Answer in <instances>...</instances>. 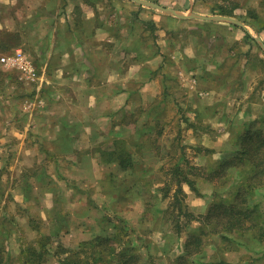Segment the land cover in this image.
I'll return each instance as SVG.
<instances>
[{"label":"crops","instance_id":"crops-1","mask_svg":"<svg viewBox=\"0 0 264 264\" xmlns=\"http://www.w3.org/2000/svg\"><path fill=\"white\" fill-rule=\"evenodd\" d=\"M147 1L175 5L184 14L224 15L213 12L212 3L200 9L205 0ZM243 8L226 16L242 20L246 28L231 21L164 15L134 0H0V34L13 36L6 46L0 39V48L23 49L40 65L44 79L40 108H22L15 115L0 109V185L7 186L0 190V264H18L22 249L38 242L46 227L66 228L56 240L65 245L90 238L84 221L94 193L85 181L107 186L116 171L98 147L129 141L132 153L134 146L151 151V141L141 142L147 139L141 117L132 123L128 117L135 113L131 100L141 97L152 98L149 114L160 92L159 78L173 80L180 70L181 81L192 85L188 99L206 123L193 142L214 158L226 150L232 158V148L247 130L264 136V48L256 40L264 42V25L253 23ZM186 29L190 37L179 43L181 52L171 42L156 41L158 34L175 30L184 36ZM193 73L196 78L190 80ZM130 81L136 87H129ZM196 123L201 126L200 119ZM29 131L38 133L39 156L29 155L28 141L34 142L27 141ZM186 192L190 208L205 213L207 201ZM255 201L263 205L264 188H258ZM263 234L245 232V244L238 242L234 253H220V258L234 263L245 255L250 259L244 264H264Z\"/></svg>","mask_w":264,"mask_h":264},{"label":"rangeland","instance_id":"rangeland-1","mask_svg":"<svg viewBox=\"0 0 264 264\" xmlns=\"http://www.w3.org/2000/svg\"><path fill=\"white\" fill-rule=\"evenodd\" d=\"M206 1L207 4L200 5V9L204 7L209 9L206 7L209 5L208 3H212L213 6L222 5L226 9L234 7V4L228 0H205V3ZM234 2L238 3L237 10L244 7L245 15L248 10V15H251L254 22H261L260 24L264 22V0H234ZM169 4L171 5V2L167 0V5ZM176 7L174 5L171 8L178 10ZM160 12L164 15H171ZM255 13L259 15L257 18L260 22L252 18ZM248 15L247 17H249ZM0 19L3 21V16ZM161 26H164V22L161 23ZM156 28L159 29L158 26ZM169 33L170 35H162V37L158 34L156 41L171 42L174 50L181 52L179 43L188 41L190 32L186 29L184 36H182V32L175 30ZM12 37L0 34V39L3 40L1 44L8 45ZM157 46L159 47V43ZM4 49L0 48V109H11L12 114L15 115V110L20 111L22 108H40V96H42L41 90L43 88L41 82L44 81L43 78H40L42 73L40 65L33 62L36 74L34 77L28 76L19 68L8 66L1 61L3 54L11 53V49L6 51ZM193 74V77L189 78L190 80L196 78V74ZM180 78V70L173 73V80L159 78L160 92L155 97L154 107L151 108L149 114H147L148 104L152 102V98L150 100L143 97L141 99L135 98L131 100L133 103L130 102L135 113L128 117L129 121L132 123L133 119L138 120V116L141 117L139 126L142 132L147 135V139L145 140L143 136L141 142L146 144L151 141L153 145L151 151L143 147L136 151L135 146L132 147L134 141H137L136 139L130 140V145L135 150V154L128 149L129 141H116L113 142L112 146H109L110 143L107 145L102 143L104 145L98 147V153L108 160L107 163H110V168H115L116 171L110 173V177L114 176L113 179L111 178L113 184L107 186L96 182L97 180H93L91 183L84 180L86 188L94 193L90 203L93 207L89 210V215L84 221L85 225L90 227V238L75 243V246L65 245L56 240L65 236L66 228L46 227L45 233L39 236L38 242L27 244L28 247L34 246L39 252L46 251L40 261H30L28 264H63V258L70 254V251L64 250L63 247L68 250H79L84 246L85 251L87 250L89 253L104 252L107 257L106 264H117V260L123 257L121 252L128 254L132 251L138 254L137 260L132 264H180L184 261L181 259L184 256L185 264H244V259H250L242 255L240 261L233 263L220 258V253L224 257L228 251L234 253V248L237 247L238 242L245 244L246 237L242 232H237V235L232 234L231 237L229 235L222 237L221 233L213 232L216 228L219 230L222 228V221L219 217H213L211 220L201 217L200 221H193L180 234L176 232L174 219L178 214L179 204L174 206L171 197L177 188L175 173L181 175V172L182 174L185 172L190 178L196 180L197 191L193 190L187 183L182 184L186 193L183 196V205L195 214L202 216L207 215L213 202L233 201L240 182L245 181L243 177L236 174L237 169H231L226 176H217L216 170L220 168L222 160L228 156V150L217 159L213 157L210 150L193 142V139H197L199 127L204 130L206 123L204 116L194 109L193 102L188 99L191 84L187 82V79L183 83ZM128 85L131 88L133 85L136 87V84L131 81L128 82ZM163 106L165 107L163 108ZM15 117L20 116L16 115ZM199 119L201 126L196 123ZM26 121L24 117L22 122ZM37 134L29 131L27 135V141L29 138L34 141L32 143L28 141L27 145L31 156H39L37 155L38 152L40 154L38 138L34 137ZM14 148L16 147H13L12 150H15ZM6 149L9 151V148ZM234 149L232 148V152ZM13 152L17 154L18 149ZM191 164L198 168L201 167V169L192 170ZM176 167L179 169L175 171ZM197 178H203L205 182L198 183ZM214 181L216 182L214 183ZM6 187V185L1 184L0 190ZM186 190L191 191V194L197 199L207 201L205 213H197L190 208V197ZM166 193L168 196L164 197ZM78 199L81 198L78 197ZM261 203L263 205L259 203V210L256 211L255 215L259 214L260 220L264 221V202ZM185 221L186 218L183 217L182 222ZM7 225L11 226L12 224L8 222ZM54 230L57 234L51 233ZM201 230L206 232L202 235L203 247H200V252L191 251L192 254L188 253L187 245L191 250L194 249L190 243L193 237L189 239L188 232L198 233ZM253 231L256 235L259 234L257 227L253 228ZM42 243H46V247H42ZM60 244L63 247H60ZM24 249L26 250L27 246L22 249L17 261L18 264H26L24 261L31 257V252H25ZM56 251L59 252L56 254L57 256H55ZM83 255L80 254L79 256ZM249 256L251 257V255ZM10 259L8 257L7 262H11ZM5 260L3 258V261ZM232 260H237V258Z\"/></svg>","mask_w":264,"mask_h":264},{"label":"trees","instance_id":"trees-1","mask_svg":"<svg viewBox=\"0 0 264 264\" xmlns=\"http://www.w3.org/2000/svg\"><path fill=\"white\" fill-rule=\"evenodd\" d=\"M232 3L234 4V7H231L230 9H226L222 5L214 6L213 12L216 11L215 13L219 14L234 15V10L238 6V3ZM257 17H259V15H257L256 13L254 14V16H252V18L260 22ZM251 21L253 23H256L253 21V19H251ZM260 23H256L258 27L260 25L261 27L264 25V22L262 24ZM247 38H250L248 34ZM232 153H234V156L232 158H229L228 155L222 160L220 168L216 170L217 176H226L231 171V169H237L236 174L238 176L240 175V177H243L245 181L240 182L241 184H239L235 192V199L233 201L213 202L208 210L207 215L205 216L195 214L183 205V196H185L186 193L183 190L182 184L187 183L193 190L197 191L196 180L190 178L185 172H183V174L181 172V175H179V173H175V176H177V188H175V191L171 197L173 199L172 204H174V206L179 204L178 214L174 219L176 221V232L178 234L186 230L187 226L190 225L193 221H200L201 217L210 220L213 217L221 218V230H219V228H216L213 232L221 233L222 237H225V235H229L228 233H230L231 235H237V232L245 233L249 230H253V228L255 227L259 229V234L262 235L264 233V221L260 220L259 214L255 215L256 211L259 210V203H256L255 195L258 193L259 187L264 188V136L257 130H247L238 137L236 147ZM178 169L179 167H176V169L174 170L176 171ZM191 169L198 170L201 169V167L198 168L196 165L191 164ZM215 182L216 181H214V183ZM166 195L168 196V194L166 193L164 194V197ZM183 217L186 218L185 222H182ZM205 233L206 232H203V230L198 233L188 232V238L191 239V237H193L192 240H190V243H192L194 247V249L191 250L187 245L186 250L188 253L192 254L193 252L191 251L200 252L204 244L202 235ZM41 246L46 247V243H42ZM59 246L63 247L61 244ZM63 249L66 251H70V254L63 258V264H106L105 260H107V257L102 251H99L97 253H89L87 250L85 251V246L80 248L79 250H68L64 247ZM24 251L31 252V257L29 258V260L24 261L26 264H28L30 261H40L46 250H42L41 252H39L37 251V249H35L34 246H27V249H24ZM24 251L23 253L25 254ZM121 253L123 257L117 260V264H132L137 260L138 254L133 251L128 254H124L123 252ZM56 254H59V252L56 251L55 255ZM80 254L84 255L79 256ZM181 259H184V261L180 264H185V256ZM110 260L113 261V259Z\"/></svg>","mask_w":264,"mask_h":264},{"label":"water","instance_id":"water-1","mask_svg":"<svg viewBox=\"0 0 264 264\" xmlns=\"http://www.w3.org/2000/svg\"><path fill=\"white\" fill-rule=\"evenodd\" d=\"M138 3H141L143 5L149 6L151 8H155L158 9L162 12H166L168 14L180 17V18H192V17H201V18H207V19H213V20H219V21H231L233 23L238 24L239 26H242L244 28H246V24L242 21L239 20L237 18H233L231 16H226V15H212V16H203V15H198L196 13H189V14H184L181 11H178L176 9L164 6L160 3L157 2H152V1H147V0H134ZM256 40L260 43V45L264 48V42L256 37Z\"/></svg>","mask_w":264,"mask_h":264},{"label":"built area","instance_id":"built-area-1","mask_svg":"<svg viewBox=\"0 0 264 264\" xmlns=\"http://www.w3.org/2000/svg\"><path fill=\"white\" fill-rule=\"evenodd\" d=\"M1 61L8 66L19 68L28 76L34 77L36 74V68L33 61L23 49H16L9 54L2 55Z\"/></svg>","mask_w":264,"mask_h":264}]
</instances>
